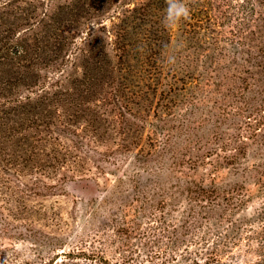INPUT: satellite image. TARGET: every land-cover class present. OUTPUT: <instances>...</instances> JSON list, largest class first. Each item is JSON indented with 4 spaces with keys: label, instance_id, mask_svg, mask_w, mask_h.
<instances>
[{
    "label": "rangeland",
    "instance_id": "374dc122",
    "mask_svg": "<svg viewBox=\"0 0 264 264\" xmlns=\"http://www.w3.org/2000/svg\"><path fill=\"white\" fill-rule=\"evenodd\" d=\"M184 2L0 0V264H264V0Z\"/></svg>",
    "mask_w": 264,
    "mask_h": 264
},
{
    "label": "clouds",
    "instance_id": "9594fccd",
    "mask_svg": "<svg viewBox=\"0 0 264 264\" xmlns=\"http://www.w3.org/2000/svg\"><path fill=\"white\" fill-rule=\"evenodd\" d=\"M165 3L166 7L161 21L165 28L170 29L178 25L181 21L190 18V9L184 0H165ZM173 61L174 57H170L169 62Z\"/></svg>",
    "mask_w": 264,
    "mask_h": 264
}]
</instances>
